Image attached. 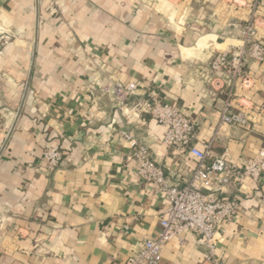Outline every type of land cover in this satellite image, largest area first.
<instances>
[{"label": "crops", "instance_id": "1", "mask_svg": "<svg viewBox=\"0 0 264 264\" xmlns=\"http://www.w3.org/2000/svg\"><path fill=\"white\" fill-rule=\"evenodd\" d=\"M249 14V0H0V264H127L159 236L167 200L141 182L121 133L150 148L172 186L186 185L195 161L163 144L149 113L126 118L102 92L109 81L140 84L129 106L154 92L177 107L201 150L213 140V153L238 165L258 155L264 113L217 131L225 98L202 75L241 45ZM248 68L255 83L234 106L264 111V66ZM48 147L63 154L53 172ZM226 196L241 213L217 252L226 264H264V176L231 183ZM183 240L165 246L161 264H211L193 234Z\"/></svg>", "mask_w": 264, "mask_h": 264}, {"label": "built area", "instance_id": "2", "mask_svg": "<svg viewBox=\"0 0 264 264\" xmlns=\"http://www.w3.org/2000/svg\"><path fill=\"white\" fill-rule=\"evenodd\" d=\"M263 7L264 0H249L250 14L240 30L241 45L217 52L202 74L225 98L217 131L225 126L249 128L255 124L253 114L262 116L264 113L262 109L251 113L243 107L234 106L238 92L251 90L255 83L249 63L264 66V44L259 29L260 23L264 22L260 15ZM139 88V83L125 85L109 81L102 87V92L114 98L126 118L129 111L137 118L142 111L149 113L164 129L163 144L191 156L195 167L185 186H172L157 165L150 148L138 142L132 133H121L123 141L132 150L128 160L135 162L139 179L161 190L168 204L160 220L159 236L140 244L127 264H161L165 246L174 240L184 243L183 237L189 233L206 250L208 262L226 264L224 256L217 252L219 238L241 213L238 199L226 196V190L233 182L242 186L246 179L254 182L261 180L264 176V148L242 165L233 163L227 151L215 155L213 140L201 150L196 144V128L190 117L163 102L154 92L150 94L151 103L129 106ZM43 160L46 170L53 172L61 166L63 154L56 148L48 147Z\"/></svg>", "mask_w": 264, "mask_h": 264}]
</instances>
